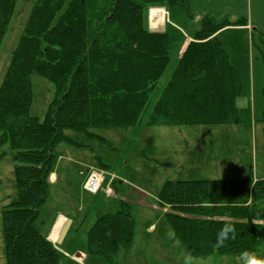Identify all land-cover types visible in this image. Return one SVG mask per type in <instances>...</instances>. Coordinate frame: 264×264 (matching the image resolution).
I'll return each instance as SVG.
<instances>
[{
  "label": "trees",
  "instance_id": "16d2710c",
  "mask_svg": "<svg viewBox=\"0 0 264 264\" xmlns=\"http://www.w3.org/2000/svg\"><path fill=\"white\" fill-rule=\"evenodd\" d=\"M18 0H0V45ZM165 6L169 18L195 20L188 0H37L0 87L1 142L15 154L18 197L4 211L7 264H59L60 251L35 227L46 202L54 150L66 131L132 127L144 121L168 126L240 122L243 94L218 33L246 19L205 16L168 82L152 95L183 39L177 27L148 28V8ZM55 87L44 120L30 114L31 75ZM159 200L167 222L192 255L264 252V180L172 181ZM235 239L217 243L225 225ZM134 221L122 201L88 234L89 250L116 264L132 242Z\"/></svg>",
  "mask_w": 264,
  "mask_h": 264
},
{
  "label": "rangeland",
  "instance_id": "374dc122",
  "mask_svg": "<svg viewBox=\"0 0 264 264\" xmlns=\"http://www.w3.org/2000/svg\"><path fill=\"white\" fill-rule=\"evenodd\" d=\"M36 3L37 0L17 1L0 45V87ZM232 3L231 7L221 5L211 10L214 16L218 15L216 18L246 19V26L250 23L249 28L233 26L220 32L230 63L242 80L243 94L238 100L240 122L209 126L150 125L146 122L150 109L144 121L132 127L97 128L89 133L66 131L79 145L64 141L56 146L51 169L56 181H48L46 202L35 223L42 230V221H48L57 212L73 218L69 219L74 225L60 247L59 264H113L90 252L88 234L99 217L115 214L122 201L129 205L134 231L130 246L120 252L116 264H186L189 255V264H242L236 254H190L167 222L170 208L159 200L163 186L172 181L264 180V0ZM152 9L166 11L163 26L180 27L184 40L199 27L200 20L195 14V20L184 19L175 25L168 8L153 6L147 12L148 28L153 31L156 29L150 25ZM175 66L173 53L152 95L153 102ZM31 83L30 114L44 120L55 87L38 73L31 75ZM16 166L14 151L9 143L1 142L0 133V264H7L4 211L18 197ZM91 169L105 173L98 194L83 188ZM108 189L112 190L111 195L107 194ZM77 254L82 258H76ZM256 255L264 258V252Z\"/></svg>",
  "mask_w": 264,
  "mask_h": 264
},
{
  "label": "crops",
  "instance_id": "0c3cea01",
  "mask_svg": "<svg viewBox=\"0 0 264 264\" xmlns=\"http://www.w3.org/2000/svg\"><path fill=\"white\" fill-rule=\"evenodd\" d=\"M188 1H189V5H190V9H191L192 13L197 15V17H198L197 19L201 20L205 16H214L215 13H214V10H211L212 7L217 8L221 5H225V6L230 5L229 7H231V5L234 4L232 2H234L236 0H188ZM165 13H166V11H165ZM217 14H220V12ZM217 16H214V17H217ZM249 25H250V23H248V26H243V28H247V27L249 28ZM164 26L162 25L163 29L160 26V28H158L154 31H157V32L161 31L162 32L165 30ZM235 27H237V26H235ZM177 28H179L181 30L180 27H177ZM149 30H152V29L149 28ZM220 32L218 33L219 39H220ZM194 33H195V31H193L187 37V39H185V40L182 39L180 44L176 47L175 51L173 52L176 54V65H177L179 59L181 58V56L183 55V53H184L185 49L187 48L188 44L190 43V41H193ZM56 177H57L56 174L51 172L49 180H51L52 182H55ZM114 182L115 181H113L112 183H114ZM112 193L113 192L111 190V194ZM114 197L116 198L115 194H114ZM69 218H72V217L68 216L66 214H63L62 212H57L56 214H53L48 221H46V220H45L46 222L42 221L43 225H42L41 232L44 235L48 236V239L51 242H53V244L58 248H60L61 246H63L65 244V242L68 238V233H70V231L74 225L73 220H71ZM76 258L81 259L82 255L77 254Z\"/></svg>",
  "mask_w": 264,
  "mask_h": 264
},
{
  "label": "clouds",
  "instance_id": "9594fccd",
  "mask_svg": "<svg viewBox=\"0 0 264 264\" xmlns=\"http://www.w3.org/2000/svg\"><path fill=\"white\" fill-rule=\"evenodd\" d=\"M235 239V228L231 224L225 225L217 232V243L223 245L227 240ZM191 256L186 257V264H189ZM242 264H264V258H259L255 253L244 251L237 257Z\"/></svg>",
  "mask_w": 264,
  "mask_h": 264
},
{
  "label": "built area",
  "instance_id": "2783aa9c",
  "mask_svg": "<svg viewBox=\"0 0 264 264\" xmlns=\"http://www.w3.org/2000/svg\"><path fill=\"white\" fill-rule=\"evenodd\" d=\"M105 179V173L98 169H91L88 178L83 186L84 190L92 193L98 194L102 190V184ZM107 194L111 195V190H107Z\"/></svg>",
  "mask_w": 264,
  "mask_h": 264
},
{
  "label": "bare ground",
  "instance_id": "6f19581e",
  "mask_svg": "<svg viewBox=\"0 0 264 264\" xmlns=\"http://www.w3.org/2000/svg\"><path fill=\"white\" fill-rule=\"evenodd\" d=\"M165 21V13L162 9H152L151 11V26L154 29L162 27L163 23ZM192 42V41H190ZM189 45V44H188Z\"/></svg>",
  "mask_w": 264,
  "mask_h": 264
}]
</instances>
